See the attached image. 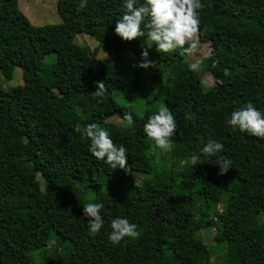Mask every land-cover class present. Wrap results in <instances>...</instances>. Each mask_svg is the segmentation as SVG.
<instances>
[{
	"label": "trees",
	"instance_id": "obj_1",
	"mask_svg": "<svg viewBox=\"0 0 264 264\" xmlns=\"http://www.w3.org/2000/svg\"><path fill=\"white\" fill-rule=\"evenodd\" d=\"M201 3L199 31L213 47L201 65L212 89H202L183 49L149 50L153 82L177 124L172 149L163 152L143 132L159 110L138 115L114 103L123 72L75 42L85 33L140 63L143 38L125 42L99 26L123 15L124 0H58L61 23L43 26L30 22L18 0H0V76L10 81L20 69L23 79L9 90L0 85V264H202L198 235L212 229L207 264H264V138L226 123L247 104L264 113V0ZM101 80L99 98L94 82ZM126 113L133 122L123 127L117 120ZM89 123L127 149L129 172L91 155L90 141L74 130ZM181 135L211 139L223 150L181 165L190 147ZM220 157L231 161L224 175L212 163ZM166 158L171 166L158 172ZM86 203L104 205L95 236ZM118 217L139 236L112 245L110 223Z\"/></svg>",
	"mask_w": 264,
	"mask_h": 264
},
{
	"label": "clouds",
	"instance_id": "obj_2",
	"mask_svg": "<svg viewBox=\"0 0 264 264\" xmlns=\"http://www.w3.org/2000/svg\"><path fill=\"white\" fill-rule=\"evenodd\" d=\"M125 11L116 20L115 34L125 42H132L143 38L141 45L142 60L133 67L148 69L154 66L149 59V50L156 46L158 53H170L178 49L188 51L196 47L194 37L200 28V17L198 10L202 9L201 0H124ZM143 25V28H142ZM188 46V47H186ZM199 67V62L190 65L192 70ZM97 90L93 93L95 97L102 98L106 92L104 81L94 82ZM124 119L131 124L133 117L126 113ZM186 119L195 122L194 114H186ZM233 129L242 133H248L258 138H264V113L257 110L252 104L233 111L226 121ZM177 124L171 110L161 107L157 114L151 115L143 127V132L154 146L163 152L172 149V136L176 133ZM75 132L82 138L90 141L89 152L97 160L104 161L112 170L123 169L129 172L127 166V149L117 146L112 140L107 129L100 128L95 123L86 126L76 124ZM203 147L201 154L210 160L223 150V145L209 139L207 142L201 138ZM193 165L201 164L199 156H192ZM212 163L218 165V175H224L231 168V161L220 157ZM103 203H86L83 205V216L88 219L89 233L95 236L103 227L104 220L101 216ZM111 231L108 240L112 245H118L127 238L139 236L137 226L130 223L126 218H115L110 223Z\"/></svg>",
	"mask_w": 264,
	"mask_h": 264
},
{
	"label": "rangeland",
	"instance_id": "obj_3",
	"mask_svg": "<svg viewBox=\"0 0 264 264\" xmlns=\"http://www.w3.org/2000/svg\"><path fill=\"white\" fill-rule=\"evenodd\" d=\"M18 2L20 10L35 26L61 23V17L57 11L58 0H18ZM120 17L121 16L102 19V21L99 22V26L106 31L115 33L116 20ZM194 40L196 42V47L189 48L188 51H185V59L190 64L199 62V67L194 71L201 80L202 89L204 91H209L214 87V80L212 75L202 68L201 61L212 51V38L208 32L199 31L196 37H194ZM75 42L82 47L88 48L93 58L111 64L123 72L124 80L122 87L113 94L114 103L127 107L138 115L142 114L145 110L153 108L159 110L161 107H164V98L153 82L152 70L150 68L145 70L143 68L133 67L134 64H138V60L132 53L124 50L106 49L96 39L85 33L78 35ZM143 43L144 41H142V44ZM152 50L156 51L155 45H153ZM51 60H53V58H49L48 61L50 62ZM22 83V71L20 69L15 70L14 77L10 81L0 76V85L4 90H9ZM159 103L160 105H158ZM112 120L115 121L116 118ZM117 122L122 123L123 127L129 126L126 120L118 119ZM179 139L190 146L184 156L178 161L181 165L188 160V157L192 158L194 155L199 156L200 159L206 158L200 151L203 147L201 138L190 140L188 137L181 135ZM158 164L157 171L159 172L162 166L170 167L172 163L167 159L165 162H160V160H158ZM139 175L144 178H149V176L147 177L145 174ZM139 179L142 180L143 178L140 177L138 180ZM224 199L226 200V198ZM223 207V204H221L220 208ZM215 234L216 230L212 229L207 232L201 231L198 235L200 240L199 246L204 251L202 264L210 262L211 257L209 256V251L214 246Z\"/></svg>",
	"mask_w": 264,
	"mask_h": 264
}]
</instances>
